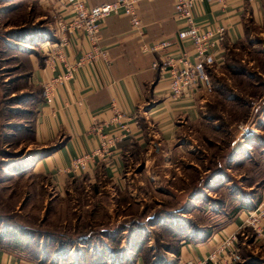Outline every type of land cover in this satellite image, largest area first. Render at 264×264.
I'll return each instance as SVG.
<instances>
[{"label":"rangeland","instance_id":"obj_1","mask_svg":"<svg viewBox=\"0 0 264 264\" xmlns=\"http://www.w3.org/2000/svg\"><path fill=\"white\" fill-rule=\"evenodd\" d=\"M43 2L0 0V241L8 237L10 247L22 256L45 264H73L100 252L109 260L112 250L130 244L129 232L119 230L128 231L131 220L150 230L146 243L159 247V241L175 235L177 223L149 227V219L161 209L165 214L177 210L170 214L209 228L225 222L237 208L251 210L259 203L264 179V18L260 25L249 22L244 38L227 46L222 65L210 69L213 90L202 96L201 121L182 131L180 170L196 184H149L135 165L137 157L126 164L123 190L104 179L91 183L78 177L60 194L47 176L26 166L40 93V88L28 86L31 60L46 58L41 49L45 42L37 43L41 35L48 30L56 37L57 18ZM206 167L212 170L213 184H197L204 182ZM173 170L171 166L168 179ZM242 231V258L252 254L264 262V247L250 244L252 229Z\"/></svg>","mask_w":264,"mask_h":264},{"label":"crops","instance_id":"obj_2","mask_svg":"<svg viewBox=\"0 0 264 264\" xmlns=\"http://www.w3.org/2000/svg\"><path fill=\"white\" fill-rule=\"evenodd\" d=\"M42 1L56 18L69 17V8L62 0ZM82 1L92 7L114 0ZM136 8L142 23L141 34L131 29L128 17L123 14H111L104 18L100 23L98 45L104 50L106 58L77 67L71 78L55 85L48 100L42 96L43 87L63 68L59 62L50 68L46 58L41 63L31 60L28 86L40 88V93L34 103L31 140L26 148L32 155L26 166L32 173L47 176L60 194L65 193L67 185L78 177L91 183L104 179L112 187L123 190L127 183L126 164L137 157L135 165H140L138 171L146 174L149 184H196L182 176L180 167L184 163V155L181 140L185 126L201 121L199 111L203 94L201 91L189 92L179 100H172L167 74L153 67L160 56L144 51L142 46L169 40L166 52L172 56H176L181 49L192 53L193 48L188 42L181 44L175 38L182 26L175 17L173 0H140ZM193 16L195 23L202 28L222 27L225 30L224 40L216 54V69L223 62L226 46L244 38L249 22L262 23L264 0H226L225 6L215 0H198L193 7ZM43 45L41 49H44ZM88 47L82 34L71 35L64 49L66 62L76 63ZM116 111L124 115L123 120H112ZM96 129L107 137H118L110 157L98 159L86 173H64L75 156L98 146ZM171 166L174 167V174L168 179ZM211 172L206 167L204 182L197 184H213L214 178L209 175ZM258 193L261 201L264 187L258 188ZM251 210L239 209L216 227H203L204 230H200L202 238L179 242L177 256L171 250L165 251L167 258L164 264H185L202 259L225 234L236 232L239 242L242 230L246 228L242 226V221ZM171 211L177 213V210H170L166 214ZM179 216L184 217L182 214ZM173 218L177 217L174 215ZM119 231L123 233L127 229ZM143 232L147 238L151 237L150 230L144 229ZM253 233L250 244L264 247V224L262 235ZM148 247H152L150 242L143 246L131 244L130 248L137 254L131 264H144L141 252ZM239 247L242 252L240 242ZM254 261L264 264L252 254L239 264H253ZM0 264L38 263L24 258L16 249L0 248ZM107 264L118 263L108 261Z\"/></svg>","mask_w":264,"mask_h":264},{"label":"built area","instance_id":"obj_3","mask_svg":"<svg viewBox=\"0 0 264 264\" xmlns=\"http://www.w3.org/2000/svg\"><path fill=\"white\" fill-rule=\"evenodd\" d=\"M62 1L69 8L70 15L67 18L57 17L56 41L45 42L43 46L46 63L49 67L52 68L55 62H59L63 71L44 85L42 96L45 100L50 98L57 83L72 77L77 67L106 58L104 50L98 45L100 23L104 18L111 14L120 13L128 17L134 32L141 34L142 30V23L136 8L140 0H114L92 7L87 6L82 0ZM197 1L173 0L175 17L182 26L175 38L181 44L188 42L193 48L192 53L181 49L176 56H172L166 52L170 46L169 40H161L142 46L144 51L160 56V59L153 63V67H158L167 74L169 97L172 100H179L189 92L201 91L203 95H208L213 90L208 70L218 65L216 54L224 40L225 30L222 27L202 28L195 23L193 7ZM215 1L221 6L226 4V0ZM73 34H82L89 47L81 53L76 63L68 64L65 60L64 49ZM123 118L124 115L116 111L112 120L119 122ZM96 133L99 137L98 146L85 154L75 156L64 173H86L98 159L104 160L110 157L118 137H107L99 129H96ZM263 224L264 198L253 210L247 213L242 221V226L251 228L257 235H262ZM241 262L238 237L237 233L234 232L225 234L221 241L202 259L195 262L189 261L185 264H239Z\"/></svg>","mask_w":264,"mask_h":264},{"label":"trees","instance_id":"obj_4","mask_svg":"<svg viewBox=\"0 0 264 264\" xmlns=\"http://www.w3.org/2000/svg\"><path fill=\"white\" fill-rule=\"evenodd\" d=\"M40 37L41 38H39V40L37 41V43L40 42L39 44L43 42H53L54 41L53 33H51L48 30L46 31L45 34L41 35ZM36 100L37 98L35 99V102ZM262 187H264V179L261 182V184H259V188H262ZM256 201L257 203L258 202L260 203V197H258ZM236 210H239V209L237 208ZM173 217L174 215L172 214L160 213V214L153 216L151 219H149L151 220L148 223L149 227H151L152 225H158L160 227L163 226L165 228V226H168V224L171 223L172 220H174V222H177V223L174 224V227L176 229L175 235L174 233H172L171 238L168 242L159 241L160 243H162V245H160L159 247H156V244H155V247L145 248L141 252L144 264H164V261L167 258L166 252L171 250L176 256L178 255L177 248H178L179 242H182L183 240H186L188 238L190 239L202 238V235H200L202 231L200 230H204L203 227H205L206 225H198L197 223L188 221L187 218L178 219V218H173ZM131 221H133L131 224V228H129L127 231L129 232L130 234L129 237L131 238L130 244L128 246L112 250L111 255L109 256V260L100 252V253H97V255L95 256L92 255L88 259L84 257L81 260L77 261L75 264H107L108 261H110V263L131 264L132 260L137 255L130 248L131 244L136 245V246H141V245L143 246L146 243L145 238H147L143 232L145 227H143L140 222H137V221L134 222L135 220H131ZM7 238L8 237L6 236L1 238L0 248L1 249H10V248L16 249V247H10L11 242L8 240L9 238L8 239ZM26 248H28L27 245H26ZM240 253H241V258H242V252ZM24 258L32 260L38 264H45L44 262L41 263V261L35 257L31 259V258L24 256ZM46 259H49V257L48 258L46 257Z\"/></svg>","mask_w":264,"mask_h":264}]
</instances>
